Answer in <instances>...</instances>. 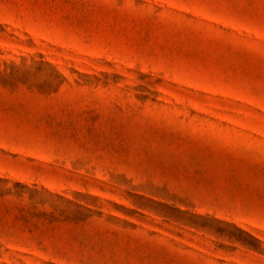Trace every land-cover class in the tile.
<instances>
[{"label":"rangeland","instance_id":"374dc122","mask_svg":"<svg viewBox=\"0 0 264 264\" xmlns=\"http://www.w3.org/2000/svg\"><path fill=\"white\" fill-rule=\"evenodd\" d=\"M0 264H264V0H0Z\"/></svg>","mask_w":264,"mask_h":264}]
</instances>
